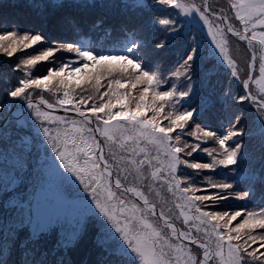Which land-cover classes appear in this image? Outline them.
Instances as JSON below:
<instances>
[{"label": "snow or ice", "instance_id": "1", "mask_svg": "<svg viewBox=\"0 0 264 264\" xmlns=\"http://www.w3.org/2000/svg\"><path fill=\"white\" fill-rule=\"evenodd\" d=\"M11 6L31 15L27 23L0 19V53L43 51L8 72L27 73L56 54L68 58L37 78L0 74V119L24 105L33 129L18 141L10 125L0 124V178L5 187L28 185L22 202L10 198L16 214L0 225V264H9L13 251L21 254L19 264H89L76 259L85 248L96 253L93 264H264V201L222 208L231 199L249 201L253 184L264 183V174L253 173L248 190L235 184L238 162L249 158L246 138H258L264 169V0H225L219 7L209 0H25ZM119 8L140 14L118 17ZM232 38L247 44L243 69L230 52ZM180 42L172 65L162 68L160 61ZM205 42L241 85L238 93L230 86L219 95L202 92L211 76L206 70L201 76ZM87 84L95 95L76 91ZM33 88L63 95L56 103L42 96L34 103ZM246 109L255 114L246 116ZM217 111L220 117L210 123ZM205 170L222 178L214 181ZM157 186L178 202L155 199Z\"/></svg>", "mask_w": 264, "mask_h": 264}, {"label": "rangeland", "instance_id": "2", "mask_svg": "<svg viewBox=\"0 0 264 264\" xmlns=\"http://www.w3.org/2000/svg\"><path fill=\"white\" fill-rule=\"evenodd\" d=\"M23 1V0H22ZM123 2V0H120ZM0 2H3V0H0ZM17 2V4L22 3L21 0H5L4 4L10 5ZM182 2L191 3L192 0H182ZM196 3H199L200 0H195ZM225 0H209V3H215L218 7L222 6L224 4ZM1 4V3H0ZM137 11V10H136ZM138 12V11H137ZM139 13V12H138ZM140 14V13H139ZM153 15H159L158 13H153ZM197 31H199V26L197 25ZM210 39V38H209ZM178 46H183V42H180L176 46H174L172 49H175ZM214 46L211 45L208 42H205L202 46V61H201V76L203 77L205 75V70L207 72L211 73L210 78H204L203 84H202V92H209L214 91L217 95L218 92L216 90L222 91L226 87H231L234 93H238L240 91L241 85L236 82L235 80H230L228 73L225 71L226 66H221L217 61V56L211 51V49ZM40 51H43V49L36 48L33 49H23L22 51H18L13 55V57H7L5 54L0 53V74H6L8 78H11L12 80H15L17 78L25 77L26 75H31L33 78H37L41 75L47 74V69L49 67L59 66L62 62H64L68 57L67 54H56L55 60L53 61H45V62H38L37 65L32 66V68L25 73L23 70L16 71V72H8L9 68H14L16 63H21L24 59L27 58V55H36ZM230 52L231 54L237 59L238 64L243 69L247 63L249 62V53L247 50V44L246 42H241L235 38H232L230 41ZM169 52H167L168 54ZM167 54L165 56H167ZM164 56V57H165ZM163 57V58H164ZM162 68H164L165 64H163V61H160ZM258 60L256 63V69L255 74L256 76H259V67H258ZM106 79V78H105ZM104 79V80H105ZM103 82L101 81V85ZM5 85L2 81H0V89H2ZM254 90L258 91V86L253 85ZM81 89L86 90L87 95H95V88L92 84L87 85H81L80 88L76 89L77 92L81 91ZM34 96V103H39L40 97L42 96L45 100H47L49 103H56L57 99L63 95L61 92H51L48 89H31ZM137 93L133 91V95H136ZM0 98L5 101V97L0 91ZM117 109H114V111ZM17 113H19L17 115ZM246 116H253L254 109H246L245 110ZM58 115H63V112H57ZM29 116V110L24 105H20L18 107H12L10 108V114L7 121H4L0 119V124H8L11 126V131L13 133V139L22 141L24 136H31L33 135V129L31 128V120H25V117ZM123 123V122H122ZM190 138V137H189ZM252 139L253 142H250L248 144L245 143V151L248 154V152L251 150V147L255 144L254 148L255 151L253 152V163L258 161V164H256L254 167H250L253 165V163L245 170V160L239 163V169H238V175H235V184L237 185L236 190H248L247 184H248V178L255 173L257 176L264 174V169L261 168V161L259 159L260 152H259V144H258V138L257 137H249ZM193 139V138H190ZM247 139V138H246ZM245 139V141H246ZM141 147H145L147 151L152 152L154 154V149L151 145H145L142 144ZM137 151H139V148H137ZM194 156L198 161H202V153H194ZM249 162V161H248ZM151 170H148L146 172V175H150ZM186 172L191 174L192 170L186 169ZM207 172H205L206 174ZM210 175H212L210 172H208ZM215 176V175H212ZM222 177H219V179H215L214 181L220 180ZM199 181H203V176L197 178ZM243 179L247 181V183H243ZM264 187V183H261L260 189L258 194L252 195V201H241L236 199H231L227 202H225L222 205L223 209H230V210H236L241 207H247V208H255L258 205L261 204L262 201H264L263 194H261ZM28 191V185L26 182L18 183L15 186L8 185L5 187L3 183V179L0 178V225L9 223L12 218L15 216V210L13 206L10 203V198H18L23 201V199L26 197ZM156 191H160L161 195L159 197H155L157 200H163L167 199L169 205H173L174 203L178 202L176 201L171 193H167L166 190H161L158 186L156 187ZM257 197L262 200H257ZM199 222H196V225H198ZM235 223V222H234ZM194 225L192 227V232L194 234L197 233V227ZM199 235L203 236V233H199ZM192 254H198V250L195 246H193ZM116 259H119L117 256Z\"/></svg>", "mask_w": 264, "mask_h": 264}, {"label": "trees", "instance_id": "3", "mask_svg": "<svg viewBox=\"0 0 264 264\" xmlns=\"http://www.w3.org/2000/svg\"><path fill=\"white\" fill-rule=\"evenodd\" d=\"M5 0H3V2H0V19H2L4 16H7L9 17L10 19H15V18H18L19 20L27 23L29 21V18H30V15H31V10L29 9H24V8H20V7H12L10 4L9 7H4L3 5H6L4 4ZM22 3L25 2V0H21ZM114 2L116 3H122V1L120 0H114ZM14 4H17V2H15ZM13 4V5H14ZM116 14L118 17H123V16H138L139 13L134 10V9H124V8H119V9H116ZM182 46H178L176 47L175 49H172V50H169L167 56H165L161 61H163V64H165L164 68L166 67H170L172 65V63L174 62V60L176 59L179 51L181 50ZM102 84L106 86V82H107V78L105 80H102ZM102 90H106V87L105 88H102ZM216 92H218V95L221 93V91L219 90H216ZM3 100L0 98V102H2ZM218 109L221 108L222 106L221 105H218L217 106ZM221 113L220 111H217L216 112V116L212 117L210 123H213L215 124L216 123V120L218 117H220ZM190 139V138H188ZM250 142H253L251 138H247L245 143L248 144ZM255 144L251 147V150L248 152V159H246L245 161V170L253 163V152L255 151V148H254ZM202 157H203V160L204 162L207 161V156L206 154H202ZM249 161V162H248ZM256 164H258V161L255 160V162L253 163L252 166L250 167H254ZM206 175H210L208 173L207 170H205ZM261 175V173H260ZM259 175V176H260ZM219 175H215V176H212V179L215 180V179H219ZM243 183H247V181L245 179H243ZM260 185H261V182L259 180H257L254 184H253V194H258L259 192V189H260ZM261 194H263V198H264V187H263V190L261 192ZM250 200L252 201V198H250ZM257 200H262L260 198L257 197ZM21 259V254L18 252V251H13L11 252V254L8 256V261H9V264H19V261ZM76 259L80 262H83L84 260H88L89 261V264H93V262L97 259V255L95 252H92L90 251L89 249L85 248V249H82L76 256Z\"/></svg>", "mask_w": 264, "mask_h": 264}]
</instances>
